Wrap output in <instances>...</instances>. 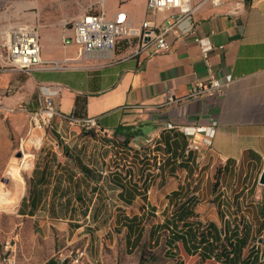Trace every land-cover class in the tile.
Returning <instances> with one entry per match:
<instances>
[{"label": "crops", "instance_id": "0c3cea01", "mask_svg": "<svg viewBox=\"0 0 264 264\" xmlns=\"http://www.w3.org/2000/svg\"><path fill=\"white\" fill-rule=\"evenodd\" d=\"M204 1L191 0L196 7V33L201 37L210 35L216 47L210 54L212 65L216 76L229 83L221 96L190 97L191 87L206 83L210 77L201 49L190 36L179 40L170 37L173 44L166 52L129 58L123 44L114 52L79 54L78 46L62 43L63 36L71 34L67 25H44L36 27L42 59L58 62L61 68L9 72L1 68L0 62L2 94L14 87L28 100L37 102L39 110L42 87L61 85L62 92L56 95L54 104L62 119L95 117L104 129L113 131L118 144L123 141L129 144L132 138L152 137L160 146L168 143L171 147L160 175L171 188L169 191L157 185L149 187L143 169L141 175L137 174L149 159L137 170L132 167L133 174L129 170L128 176H110L109 183L88 180L79 170L65 176L69 195L60 203L69 201L70 211L65 218L68 226H80L72 228L73 233L85 228L83 237L92 238L97 232L92 227L109 226L114 237L124 241L128 254L127 236L132 242L136 233H128L124 225L132 223L127 219L137 218V222L142 220L146 224L148 242L149 228L155 227L152 244L157 240L159 245L164 243L167 257L172 260L169 264H199L200 258L198 253L187 255L170 249L160 228L163 225L177 224L180 228L186 225L196 227L197 231V226L212 224L224 231L226 223L243 225L242 220L251 228L249 241H263L260 228L264 222V186L260 178L264 171V0H223L220 7ZM104 3L102 12L108 18L123 13L133 25L145 20L159 25L169 15L166 11L149 10L147 0H104ZM6 12L4 9L0 13V43L3 22L11 21ZM169 96L175 102L166 105ZM213 121L218 122L217 131L205 159H199L195 152L185 155L187 141L180 129L208 127ZM167 124L176 128L167 130ZM202 138V134L197 135V139ZM81 175L95 183L97 194L113 195L112 208L104 210L107 200L87 205L85 193L77 186ZM138 177L143 178V185L137 181ZM53 189L52 186L51 194ZM60 191L51 200L57 207ZM175 192L179 193L178 198L173 196ZM119 193L125 198L131 195L132 199L128 198L131 204L120 200ZM78 195L85 204L78 201ZM185 231L186 228L179 233L188 238ZM249 254L251 262L258 257L257 250H246L244 258ZM100 260L104 263V255L100 254ZM203 264L225 262L212 257Z\"/></svg>", "mask_w": 264, "mask_h": 264}, {"label": "rangeland", "instance_id": "374dc122", "mask_svg": "<svg viewBox=\"0 0 264 264\" xmlns=\"http://www.w3.org/2000/svg\"><path fill=\"white\" fill-rule=\"evenodd\" d=\"M104 4V0H0V13L5 9L11 17L10 22H3L2 29L16 23L33 24L35 27H64L69 24L68 27H71L73 21L85 13L102 12ZM7 15H4L5 18ZM37 107V102L28 100L14 87L0 93V264L9 254L17 256L18 264H46L51 259L56 261L68 250L77 248L85 251L83 264H140L142 257V264L171 263L164 243L159 246L149 244L147 235L140 247L129 256L124 241L119 236L114 237L109 226L92 227L97 232L92 238H87L83 237L85 228L73 233L66 219L53 218L48 209L38 212L35 217L21 215V204L29 195L30 183L34 176L37 179L34 173L37 165L40 174L47 163L45 173L51 177L50 187H54L57 177L59 182L62 180V185H67L64 184V177H70L76 170L81 171L80 166L66 157L67 153L82 161L104 183H109L112 175L124 177L129 170L133 173L130 167L137 170L144 162L136 149L131 148L137 151L133 160H130L131 153L127 149L120 154L121 146H129L128 143L123 144L126 141L118 144L115 135L110 138L88 132L61 117H56L50 124L36 126L33 115L38 111ZM58 142L63 143L64 147L60 148ZM147 159V165L140 168L137 174L141 175L142 169L145 175V171H148L145 183L149 187L157 185L169 191L171 188L167 186V181L160 178L161 173H154V163L150 157ZM111 168L117 173L104 178L100 172L104 169L111 171ZM143 178H137L141 185L144 183ZM78 179L77 186L85 193L87 205L94 206L101 200H107L103 204L104 210L112 208L113 195L101 192L98 195L95 183L88 182L82 175ZM261 243H254L259 246L260 254L264 253ZM100 254L104 255V263L100 260Z\"/></svg>", "mask_w": 264, "mask_h": 264}, {"label": "built area", "instance_id": "2783aa9c", "mask_svg": "<svg viewBox=\"0 0 264 264\" xmlns=\"http://www.w3.org/2000/svg\"><path fill=\"white\" fill-rule=\"evenodd\" d=\"M204 2H210L213 6L220 7L223 0H205ZM147 8L156 12L166 11L169 12V15L159 25L151 20L133 25L129 23L123 13H118L113 18H108L103 12L85 13L73 21L72 26L69 27L71 34L64 35L62 43L64 46L71 44L78 46L79 54L114 52L123 44L126 48V57L135 58L144 54L153 55L170 50L173 44L170 37L179 40L190 36L199 45L204 63L210 74L206 83H196L191 87L190 97L214 98L223 95L229 87V83L222 82L216 76L210 58L211 52L216 48L211 36L201 37L196 33L197 24L194 21L196 7L191 0H147ZM224 48V46L219 47L221 50ZM0 62L1 68L9 72L25 71L30 73L36 69L61 68V64L58 62L42 59L38 29L27 23L10 24L6 29H3L0 43ZM62 89L61 85L42 87L41 107L33 115L36 126L41 127L50 124L53 119L59 117L54 98L62 92ZM174 102V97L169 96L166 105H171ZM67 121L85 131L98 135L110 138L114 135L113 131L104 129L95 117H84L76 121L67 119ZM217 126L218 122L213 121L208 127L181 128L179 132L185 136L187 141L185 155L188 156L195 152L199 155V159H205L206 154L212 148ZM175 128L172 124L166 125L167 130H174ZM198 134H202L201 140L197 139ZM128 146V148L121 146L120 154L127 149L131 153L130 160H133L135 155L137 156V151H133L131 148L136 149L140 152L139 155L142 160L146 161L147 158H151L154 163V173L162 172V166L168 155L165 145L160 146L157 139L148 137L141 140L132 138ZM111 171H113L112 168ZM111 171L104 169L100 173L105 178L117 172L116 170ZM84 258L85 251L79 248L70 249L66 254H62L56 263L83 264ZM2 264H18L17 256L15 254L6 255Z\"/></svg>", "mask_w": 264, "mask_h": 264}, {"label": "trees", "instance_id": "16d2710c", "mask_svg": "<svg viewBox=\"0 0 264 264\" xmlns=\"http://www.w3.org/2000/svg\"><path fill=\"white\" fill-rule=\"evenodd\" d=\"M58 145L60 148L64 147L63 143L61 142H58ZM165 146H166V151L171 152L170 145L168 143H165ZM185 150H186V146L184 148V153ZM190 155L191 153L188 156ZM66 157L69 160H72L74 164L76 163L78 166L81 167V172L88 180H94L96 183L102 180L100 179L101 178L100 176L95 175L93 171H91L88 167L83 165L82 161H80L79 159L70 156L68 153L66 154ZM38 166L39 165H37L36 169L34 170V173L37 174V179L36 176H34L33 178L34 180L31 181L30 183L29 195L25 197L22 201L21 204L22 208L20 210L22 212L21 215L34 217L38 212L48 209L49 213L52 214L53 218L65 219L67 217L68 211H70L69 201L65 199V202L62 204L60 203V201L68 197L69 186L65 185L64 187H62V181L59 182L56 178V184L51 194V189H50L51 177H49L45 173V170L47 168V163L45 162L44 165L45 168L40 174L37 172V170L40 169V167ZM59 166L60 163H58V167ZM145 172H146V180H147L149 173L148 171ZM65 182L68 183L67 180ZM116 186H120L121 188H124L122 185H119L118 183H116ZM60 189H62V191H60ZM59 191H60L59 194L60 196L58 201L59 207H57L55 204L53 205L51 203V200L54 197V195H57ZM173 196L178 198L179 193L175 192ZM127 197L132 199L131 195H128ZM118 198L122 200L125 204L128 205L131 204V201L128 198L123 197L122 193H119ZM77 199L81 204H85V201L79 195L77 196ZM128 221H131L132 223H126L124 225V228L128 230V233L129 232L136 233V236L132 242L129 240V236H127V240H126L128 254L131 255L143 243L147 231V227L145 226L146 224H144L142 220L137 222L138 221L137 218H132L130 220L127 219V222ZM242 223L243 225H237L234 224L233 222L230 226L229 224L226 223V225L224 226V231L220 230L218 226L212 224H209L205 227L197 226V231L194 230V228L196 227L193 228L191 226L183 225L180 228V226L177 224H173L172 227L170 225H163L160 228L161 230H164L163 234L167 236L165 244L168 247H170V249H174L177 252L183 251L187 255H191L192 252L193 254L198 253L200 258L199 264L210 262L212 260V257H215V259L222 258L225 264H264V253L262 252L260 254L259 247L256 244H254L255 242H250L247 236L250 233L251 228L245 225L244 221L241 220L240 224ZM79 227H80L79 225L75 227L71 226V228H79ZM185 228H186L185 233L187 234L188 238H186L184 234L179 233ZM201 228L202 230H200ZM260 231L263 232L264 234V222L261 225ZM222 232L224 233V237H222ZM149 233H150L149 244H151L153 240V233H155L154 226H151L149 228ZM153 245L159 246V241L158 240L155 241ZM260 246L264 247V238ZM246 250L248 251L257 250L256 255L258 257L253 259L252 262L250 261L251 259L250 257L252 254H249L247 258H244V251ZM143 262H144V258L142 257L140 264H142ZM46 264H57V263L55 260L51 259Z\"/></svg>", "mask_w": 264, "mask_h": 264}, {"label": "water", "instance_id": "95a60500", "mask_svg": "<svg viewBox=\"0 0 264 264\" xmlns=\"http://www.w3.org/2000/svg\"><path fill=\"white\" fill-rule=\"evenodd\" d=\"M260 184L264 186V171H263L262 176L260 178Z\"/></svg>", "mask_w": 264, "mask_h": 264}, {"label": "bare ground", "instance_id": "6f19581e", "mask_svg": "<svg viewBox=\"0 0 264 264\" xmlns=\"http://www.w3.org/2000/svg\"><path fill=\"white\" fill-rule=\"evenodd\" d=\"M12 169V168H11ZM14 171V170H13Z\"/></svg>", "mask_w": 264, "mask_h": 264}]
</instances>
